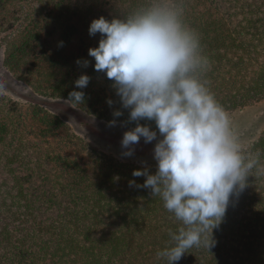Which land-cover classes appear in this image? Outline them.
<instances>
[{
	"label": "trees",
	"instance_id": "obj_1",
	"mask_svg": "<svg viewBox=\"0 0 264 264\" xmlns=\"http://www.w3.org/2000/svg\"><path fill=\"white\" fill-rule=\"evenodd\" d=\"M146 2L0 0L4 64L38 93L68 99L83 91L81 110L135 127L113 81L94 69L88 52L101 37L90 36L89 27L100 16L123 18ZM180 3L211 61L206 78L223 107L264 100V0ZM82 74L91 79L79 89L74 82ZM118 109L123 115L114 117ZM70 138L82 144L58 117L0 96V264H167L157 253L171 246L170 233L181 223L159 196L140 187L146 177H133L145 167L91 149L92 173L80 154L51 153L53 142ZM245 150L259 151L264 162V132ZM212 239L209 249L193 247L176 264H264V174L248 176L232 195Z\"/></svg>",
	"mask_w": 264,
	"mask_h": 264
},
{
	"label": "clouds",
	"instance_id": "obj_2",
	"mask_svg": "<svg viewBox=\"0 0 264 264\" xmlns=\"http://www.w3.org/2000/svg\"><path fill=\"white\" fill-rule=\"evenodd\" d=\"M98 33V46L88 55L94 69L113 81L122 109L129 110L128 122H135L123 134L122 155L131 157L141 138L157 141L155 173L145 167L132 175L146 177L140 187L159 196L181 223L170 233L171 246L157 253L176 264L189 249L214 244L213 230L232 195L245 188L248 176L264 174L261 153L245 150L228 111L211 91L206 78L211 61L199 33L186 22L180 0H147L123 18L100 16L89 27L90 36ZM90 79L82 74L75 87L86 88ZM84 98L83 91L73 90L65 103L80 105ZM113 115L121 117L123 111ZM140 121L154 122L155 128ZM115 125V119L109 122Z\"/></svg>",
	"mask_w": 264,
	"mask_h": 264
},
{
	"label": "rangeland",
	"instance_id": "obj_3",
	"mask_svg": "<svg viewBox=\"0 0 264 264\" xmlns=\"http://www.w3.org/2000/svg\"><path fill=\"white\" fill-rule=\"evenodd\" d=\"M2 37L0 34V84L4 86V90L0 92V96L27 106L34 105L58 117L70 127L75 137L82 141L81 144L79 140L70 138L62 140L60 144L53 142L54 151L51 153L73 159L76 158V154H80L92 173L95 171L93 161L96 156L91 153V149L125 163L156 170L157 162L153 158V150L157 141L145 143L141 138L139 144L135 145L134 154L131 157L123 156L122 153L126 151L121 147L123 134L134 126L121 122H116L115 126H109V121L100 120L76 105L71 106L65 103L67 99L64 97L36 92L26 80L19 78L5 66V46L1 40ZM227 111L244 148H248L264 132V100Z\"/></svg>",
	"mask_w": 264,
	"mask_h": 264
}]
</instances>
